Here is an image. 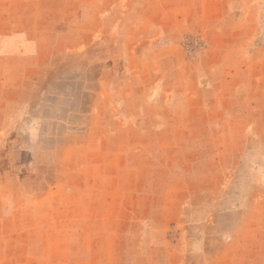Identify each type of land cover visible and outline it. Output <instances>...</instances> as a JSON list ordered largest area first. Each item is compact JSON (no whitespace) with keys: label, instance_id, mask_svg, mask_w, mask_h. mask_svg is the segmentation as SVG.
I'll return each mask as SVG.
<instances>
[{"label":"rangeland","instance_id":"1","mask_svg":"<svg viewBox=\"0 0 264 264\" xmlns=\"http://www.w3.org/2000/svg\"><path fill=\"white\" fill-rule=\"evenodd\" d=\"M0 264H264V0H0Z\"/></svg>","mask_w":264,"mask_h":264}]
</instances>
